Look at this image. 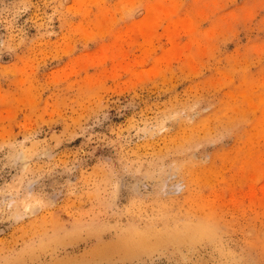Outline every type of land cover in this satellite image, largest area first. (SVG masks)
<instances>
[{
    "label": "rangeland",
    "instance_id": "rangeland-1",
    "mask_svg": "<svg viewBox=\"0 0 264 264\" xmlns=\"http://www.w3.org/2000/svg\"><path fill=\"white\" fill-rule=\"evenodd\" d=\"M0 264H264V0H0Z\"/></svg>",
    "mask_w": 264,
    "mask_h": 264
},
{
    "label": "bare ground",
    "instance_id": "bare-ground-1",
    "mask_svg": "<svg viewBox=\"0 0 264 264\" xmlns=\"http://www.w3.org/2000/svg\"><path fill=\"white\" fill-rule=\"evenodd\" d=\"M79 1V0H78ZM81 2V1H80ZM154 22V21H153ZM137 26V25H136ZM109 28V27H108ZM99 33V32H98ZM93 35V34H92ZM100 39V38H99ZM183 126V125H182ZM196 127V126H195ZM199 127V126H198ZM197 129V128H196ZM178 138V137H177ZM175 140V139H174ZM149 143V142H148ZM156 144V143H155ZM177 147V146H176ZM156 149V148H155ZM175 155V154H174ZM172 160V159H171ZM196 167V166H195ZM198 168V167H197ZM187 175H189V174H187ZM190 179V178H189ZM192 194V193H191ZM178 208V207H177ZM192 213H194V212H192ZM128 229V228H127ZM133 236H134V234H133ZM153 240V239H152ZM182 244V243H181ZM182 248V247H181ZM178 250H180V249H178Z\"/></svg>",
    "mask_w": 264,
    "mask_h": 264
}]
</instances>
